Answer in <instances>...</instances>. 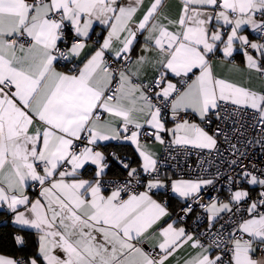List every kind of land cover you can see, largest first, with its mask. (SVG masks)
<instances>
[{"label":"snow or ice","instance_id":"6c2138e0","mask_svg":"<svg viewBox=\"0 0 264 264\" xmlns=\"http://www.w3.org/2000/svg\"><path fill=\"white\" fill-rule=\"evenodd\" d=\"M217 60L229 74L215 71ZM162 133L221 158V142L248 159L258 144L264 157V0H177L175 13L167 0H0V207L24 233L14 236L20 250L29 233L36 243L0 264H169L185 247L194 255L183 264H264L253 259L264 253V191L253 200L241 185L227 203L202 204L204 232L168 222L167 202L152 195L166 182L141 142L164 144ZM111 141L134 145L141 159L133 168L109 154L127 170L123 182L106 179L100 149ZM227 163L264 188V167ZM167 183L188 198L213 181Z\"/></svg>","mask_w":264,"mask_h":264},{"label":"built area","instance_id":"2783aa9c","mask_svg":"<svg viewBox=\"0 0 264 264\" xmlns=\"http://www.w3.org/2000/svg\"><path fill=\"white\" fill-rule=\"evenodd\" d=\"M61 64L63 65V62ZM165 120H167L168 123L172 122L170 113L165 114ZM215 127L216 122L214 120L208 130L211 132ZM164 137L165 143L163 145V151L158 158V177L160 179H165L167 182L175 177L199 178L213 181L212 184L206 185L197 196L187 199L180 209L174 212V216L177 220L180 221V218L183 217V223L190 232H195L197 230H199V232H204L205 228L208 226L209 214L206 212L202 204L207 205L215 199H218L219 201H229L231 193L235 191L236 188L247 184L246 182L239 180L238 173L240 172V169L235 166L229 167L227 163L228 161L234 158L242 159L243 164L248 167L249 171H253L251 167L252 164L256 165L257 170L264 167V162H262L264 161V157H262V151L258 144L250 145L248 147L247 151L251 156V158L248 159L239 157L238 154L229 155L231 150L228 148V145L221 142L219 145V152L224 154L221 158L216 152L209 154L207 150H199L191 148L190 146L185 148L183 146L171 145L170 141L172 139L167 137L166 134H164ZM249 138H251V134H249ZM233 143H236V141L233 140ZM237 147L241 152L245 151L243 143H238ZM110 153H115V151L110 150L109 152H106L109 165L115 161V159L109 155ZM120 159L123 160L124 163H128V161H125L123 158L120 157ZM117 163L121 165L119 161H117ZM256 174H258V171ZM153 175L156 176L157 174L154 173ZM126 176L127 170L121 176L107 175L106 179L123 182ZM229 177L233 180H238L239 183L234 185L230 182ZM137 190L142 191L144 190V187L138 186ZM257 190L258 191L255 194L251 195L253 200L259 197L260 192L264 191V188H261V186L258 185ZM170 191V183H167L165 193L163 194L165 199L169 198ZM188 206L192 208V212L187 216H183L182 209H185ZM244 207H246V205H244ZM226 220H228V215L222 213L220 223H224ZM217 228H219V224H217ZM16 235L22 234L14 232L13 236Z\"/></svg>","mask_w":264,"mask_h":264},{"label":"crops","instance_id":"0c3cea01","mask_svg":"<svg viewBox=\"0 0 264 264\" xmlns=\"http://www.w3.org/2000/svg\"><path fill=\"white\" fill-rule=\"evenodd\" d=\"M168 2V5L169 7L171 8V10L173 11V13H175V11L177 10V0H167ZM101 31V28L100 27H97L96 28V32H100ZM242 34H246L249 36V39L250 40H257L259 37L258 35L255 33V32H252L251 30H249L248 32H245V33H242ZM93 39H96V36L93 35ZM220 53H217V57H220ZM234 61L236 64L240 65L241 67H243V64H244V58L241 54H239L238 52L237 53H234ZM58 67V70H65L63 65L62 64H58L57 65ZM215 71L218 73V74H229V69L226 68L224 66L223 63H221L219 60H217V63H216V67H215ZM230 75L232 76V78L234 79H247L248 78V73L247 72H231ZM253 85L255 87H259V81L256 80L255 78L253 79L252 81ZM195 119V118H193ZM198 122V121H197ZM166 127L168 128H172L173 127V123L170 122V123H167L166 124ZM164 134L167 135V137L171 138L172 139V136H171V133H162V136L165 140V137H164ZM114 142H124V141H111V142H102L103 143H106V145L110 144V143H114ZM142 143H147L148 146L150 147L151 151L154 153V158H156L158 160V158L161 156L162 154V151H163V145L164 144H161L159 141H155L153 138H148L147 140H144L142 139L141 140ZM125 143H128V142H125ZM130 144V143H129ZM132 145V144H131ZM135 149V146L132 145ZM101 151H103L105 154H106V150L104 149V147H102L100 149ZM137 153V152H136ZM138 155V153H137ZM139 160H140V163H141V159L140 157L138 156ZM135 168V167H134ZM94 171V167L92 166H89L87 167L83 174H84V177L85 178H88ZM107 173H108V169H107ZM179 179H184V180H198L199 178H179V177H175V178H172V180H179ZM163 181H165V187H162L160 189H153L154 192L152 191V195H153V198L154 199H157L158 201L160 202H167V207H168V211L169 213L171 214V220H169L168 222H171L172 220H175V221H178L177 223V227H185V224L182 222H179V220H177L174 216V212L177 211L178 209H180L181 205L183 204V202H185L187 199H189L190 197L188 198H183V197H179L178 194H175L173 193L172 191H170V194H169V197L172 198V201L173 202V207L170 205V201H169V198L168 199H165L163 194L165 193V190H166V184H167V181L165 179H161ZM206 180V179H204ZM206 185L202 186L201 190L205 187ZM257 186L258 185H250V184H245L243 186V188H245L246 190L249 191L250 193V196L255 194L258 190H257ZM145 190V189H144ZM142 190V191H144ZM234 192V191H233ZM222 202H225L227 203L228 200H225V201H222ZM0 211H7L9 212L6 207H0ZM10 213V212H9ZM12 219V218H11ZM167 219V218H165ZM0 255H4L6 257H14V256H11V255H7V254H4V253H0ZM190 255H194V252L193 250L190 248V247H185L184 249L182 250H179L175 257L174 258H170V262L169 264H177V261L180 262V264H183V261L188 259ZM262 256H264V253H260L259 251L253 256V259H260Z\"/></svg>","mask_w":264,"mask_h":264},{"label":"trees","instance_id":"16d2710c","mask_svg":"<svg viewBox=\"0 0 264 264\" xmlns=\"http://www.w3.org/2000/svg\"><path fill=\"white\" fill-rule=\"evenodd\" d=\"M104 149L106 150V152L114 150L118 157H121L125 161H128V163L133 168H137L140 164V160L134 147L129 143L114 142L108 144L106 147H104ZM125 171L126 169L123 168L122 165L118 164L115 160L108 168L107 175L121 176ZM169 201L170 205L173 207L171 197H169ZM14 232H19L24 235V233L18 231V228L11 223V214L7 211H0V253L11 255L14 257L31 255V253L34 252L36 248L35 235L31 233L27 235V248L21 251L15 243L13 236Z\"/></svg>","mask_w":264,"mask_h":264}]
</instances>
